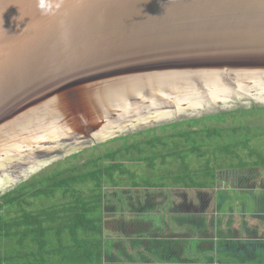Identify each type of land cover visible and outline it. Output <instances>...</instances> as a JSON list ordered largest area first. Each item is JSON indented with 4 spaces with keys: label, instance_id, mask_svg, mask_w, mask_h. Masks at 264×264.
I'll use <instances>...</instances> for the list:
<instances>
[{
    "label": "water",
    "instance_id": "obj_1",
    "mask_svg": "<svg viewBox=\"0 0 264 264\" xmlns=\"http://www.w3.org/2000/svg\"><path fill=\"white\" fill-rule=\"evenodd\" d=\"M263 84L264 0H0L3 166L83 133L73 153L97 145L135 102L155 116L208 85L238 100Z\"/></svg>",
    "mask_w": 264,
    "mask_h": 264
},
{
    "label": "trees",
    "instance_id": "obj_2",
    "mask_svg": "<svg viewBox=\"0 0 264 264\" xmlns=\"http://www.w3.org/2000/svg\"><path fill=\"white\" fill-rule=\"evenodd\" d=\"M258 108L225 109L203 114L202 117L192 116L177 122L170 120L141 132L125 134L111 142L125 141L121 149L126 152V160L130 163L117 162L121 150L109 148L104 155L78 165L73 160L86 152L79 151L64 160V165H72L69 170H63L60 163L44 177L34 176L26 182L24 179V182L18 181L21 183L13 188H2L0 264H4L5 259L7 262L15 259L20 264H103L105 257L109 263L112 262L110 260H117V255L112 256L113 248L110 250L103 240L106 189L118 193L167 188L196 191L203 202L204 195H208L204 192L218 189L223 174L227 172H237L238 179L239 170L253 179L254 175L261 174L260 170L264 175V151L260 152L255 144L264 139L259 138L253 129L249 128L243 135L239 133L244 130L240 126L224 128L207 124L211 121L226 124L228 118L241 123L243 117L263 115L264 104H259ZM106 144H97L90 149L97 151ZM248 148L249 152L243 155ZM256 155L259 160L255 159ZM243 156L249 161H244ZM159 159L162 163L158 162ZM171 163H176L175 170L169 167ZM81 165L83 168L91 167L81 172ZM131 165H144L155 172H159L161 166L165 171L162 177L164 183L140 181ZM48 199L58 204L45 208L44 203ZM262 199L264 208V189ZM133 206L134 202L130 208ZM37 207L40 209L36 210ZM205 214L204 209L191 216L197 223L196 230L201 239H216L212 242L219 243L220 247L238 243L237 232L230 228L233 225L230 218ZM246 220H243L244 225ZM261 220L264 221V215ZM257 252L264 254V250ZM212 261L216 258L213 257Z\"/></svg>",
    "mask_w": 264,
    "mask_h": 264
},
{
    "label": "rangeland",
    "instance_id": "obj_3",
    "mask_svg": "<svg viewBox=\"0 0 264 264\" xmlns=\"http://www.w3.org/2000/svg\"><path fill=\"white\" fill-rule=\"evenodd\" d=\"M235 102L233 103H228V105H226L225 109H244V107H249L251 108H258L259 104H264V101H257L253 95V93H249L248 95L245 96L244 99H238V100H234ZM216 104V103H215ZM222 107H218L216 106L215 108H210L203 110V112L201 111L200 113H183V114H178V115H174L171 116L169 118H162V120H160L159 118L153 119L154 117H152L153 115H149L150 118H143V120H139V122H135L133 126L125 128L126 125H117L116 127L113 125L112 127L115 128V132L111 133L109 132L110 130H103L101 131V134H93V132L91 133V135L93 134L94 137V143L97 142L98 145L102 144V143H107L106 146H101L99 147V149L97 151H94L92 149H90L91 147L94 146H86V148H84L83 150H81L80 152L86 151L83 154H81L77 160H73L74 163H77L78 165L80 164H84V163H88L90 162L92 159H96L95 156L98 155H104L107 152V149H113V150H118L120 149L121 152L118 154L117 157V162H125V163H130L128 162L126 159V152L124 151L123 148V144L125 141L123 140H117L115 142H111L112 140L118 139V137L123 136V135H128V134H132V133H136V132H141L142 130H146L147 128H151L152 126L158 125V124H165L167 121H179L181 119H187V118H192V116H201L203 114L206 113H213L216 111H221V110H225ZM246 109V108H245ZM172 110V109H171ZM174 111V110H173ZM237 111V110H236ZM248 117V118H247ZM247 117H243L242 120L245 122L243 123V121H241V123H235L233 121L232 118H228V121L226 124H218L215 123L214 121L208 122V125H211L213 127L217 126V127H224V128H228V127H241L242 129H244L243 131H240V134H245V131H249L250 129H253L255 132V134L261 138L264 139V114L262 115H258V114H252L250 116ZM158 119V120H157ZM127 124V123H126ZM240 124V125H239ZM246 124V125H245ZM200 125V123H199ZM119 127H123V129H119ZM200 126H197V128H199ZM196 128V127H195ZM201 129V127L199 128ZM87 132V131H85ZM172 133V131L170 132ZM106 134L105 137H102L101 139H98L100 136ZM116 134V135H114ZM114 135V136H113ZM205 135V134H203ZM113 136V137H112ZM83 137L81 140H79L78 138ZM81 137H77L75 139H69L68 140H64L65 143H60V145L56 144V146L52 149H48L43 153H40V155L35 156V159H26L24 161H21L18 165L15 164L9 171L6 177H0V186L3 188L8 187L9 184H13L10 185L11 188H13L12 186H17L19 185L21 182H18L19 179H21L24 175H27V172H29V174L27 176L24 177V181H28L30 179H32V177L37 176V177H44L46 174L51 173L53 171L54 168L57 167V165H60V163H62V169H71L72 165L68 164V165H64V160L67 157H71L75 154H78V152L73 153L76 148L74 145L79 144V143H83L84 140H91L90 139V134L86 135L85 133H83L81 135ZM109 140H104L103 138H107ZM170 137V136H169ZM171 138V137H170ZM81 141V142H80ZM257 142V141H256ZM85 145L87 144H91L93 145L91 141L89 142H84ZM256 146L259 148V151L261 152V150L264 151V141L261 140V142L259 143H255ZM263 144V145H262ZM261 147V148H260ZM213 148V147H212ZM263 148V149H262ZM248 148L247 150L243 151V155L246 154L247 152H249ZM145 153V152H143ZM93 154H95L94 156H92ZM247 157H250L249 155H245ZM244 161H249V159H247L246 157L243 156ZM256 160H259L258 155L255 156ZM169 160H173L172 158H169ZM167 160V162L169 161ZM116 162V161H115ZM158 162H161V159L158 160ZM162 163V162H161ZM22 165V166H21ZM64 165V166H63ZM15 166H17V168H15ZM91 167V165L89 167L83 168L82 165L80 166V171H87L89 170V168ZM132 170H135L134 172L137 173L138 175V179L142 182L145 181H149V182H153V183H164L162 181V177H164V169L161 168V166H159V172H155V171H150L149 169L145 168L144 165H142L141 167H139V165H131ZM169 167L171 169L175 170L176 167V163H171V165H169ZM161 172V173H160ZM239 179L236 178V175H238L237 172H227L225 174H223V181L221 183V185H219L218 190L215 191H205V194L208 195H204L203 197V202H200V197L198 196V193L196 191H181V196H184V199H181L180 202V197L178 196L175 199H170V202L168 203V209L165 211L162 210V208H158L157 210L160 211L159 215L164 219V223L161 224V227L166 228L168 227V225H170L171 227L174 228V220L171 218H174L175 220L178 219L176 216H180V218L182 217V213H184V207L181 208V205L183 204V201H187V203L193 204V208L199 211H204L206 212V216L209 217H218L221 216V211L222 206L225 202H227L229 199H231L230 201L233 203V205L229 206L228 209L226 210L224 216L230 218V220L234 223V227L237 229L239 228L241 225H243V220L247 219L245 223H252V224H248L250 227H255L254 229L251 228L249 229L250 232H248L247 234H249L248 238H246V240L248 241L247 243H245V249L247 251L250 252V259H245V262H252L253 264H264V254L262 253H258L257 250H264V221L260 219V217L258 216H254L253 214H249L250 208L249 205L252 208V200H253V196H254V189L253 186L255 184H257L256 187H259V189H263L264 188V175L263 172L260 170V176L256 177V178H251L249 176H247L245 174V171H241L239 170ZM249 173V172H248ZM1 174V172H0ZM15 174V175H14ZM242 174V175H241ZM262 175V177H261ZM3 176V175H0ZM161 180V181H160ZM4 181V182H3ZM22 180V182H24ZM256 182V183H255ZM170 183V181H169ZM255 183V184H254ZM15 184V185H14ZM223 191V192H222ZM106 197H105V204H106V217L109 218L110 220L108 221V223L106 224L107 228L111 229L114 232V235L116 237H119L118 242L115 243V247L114 244H112V248H113V254L112 255H117V257H115L117 259V263L115 264H145L144 261L142 262H138L137 260L143 259L145 258V260H155L158 259L159 260H163V262L168 261V260H172V256H174L173 252L171 249L167 248V253H166V247H162V245L160 244V242H158L155 247H151V244L145 243L143 244L141 241H137V236L136 235H140L143 231H140L139 233H136L133 230V233H130L129 228L133 227L132 224H136V226L138 225H142V223H145V214H137V215H133L134 211L130 209L129 205H125L123 203V201L121 200V196H118L120 194H118L117 196L114 193V190H108L106 189ZM219 192H221V194H218ZM161 193H166V197H168L167 195H169L168 193L171 194L170 191L168 192H161ZM132 197V196H130ZM129 197V198H130ZM128 200V199H125ZM129 202V201H128ZM131 202H134V200L132 199ZM145 203V200L143 201ZM159 202L161 203L162 200H159ZM165 203V200H164ZM45 208H51L54 205H57L58 202L54 201V200H47L45 201ZM181 204V205H180ZM263 201H261V203H259V207L260 209L257 212V214L255 215H259V214H264V208L262 206ZM179 205H180V210L182 211V213H179ZM247 205V206H245ZM42 206V205H41ZM243 206L245 207V210L248 212L249 215L244 216L243 214ZM118 207V208H117ZM134 207V206H133ZM132 207V208H133ZM173 207L175 208L176 212H172L171 209H173ZM40 207H37L36 210H39ZM201 209V210H200ZM120 211H122V214H120ZM254 212V211H253ZM163 213H166L165 215ZM174 214L176 216L171 217V215ZM254 217L256 219H254ZM173 220V221H172ZM222 220H224L222 218ZM230 222V221H229ZM113 223V224H112ZM119 224L121 225V227L119 228ZM246 224V225H247ZM263 225V226H262ZM145 225H143L144 227ZM247 226V227H249ZM246 227V226H245ZM246 227V228H247ZM181 232L184 230L182 227L180 228ZM263 230V231H262ZM129 231V232H128ZM256 238L253 236L252 233L258 234ZM175 232H177V230H175ZM171 233V232H170ZM144 235V234H143ZM107 237L110 236V234L108 233L106 235ZM131 238V239H130ZM139 239V238H138ZM184 239V238H183ZM130 240L132 242H130ZM209 240V239H208ZM216 240V239H212ZM106 243V241H105ZM184 240H182L181 242V248H180V257L182 258H178L177 263L176 264H188L189 260L192 259L194 260V258H192L194 255L192 254V257L188 260H186L187 255H185L183 253L182 250V246H183ZM167 243H165L166 245ZM143 246V247H142ZM153 246V245H152ZM109 247V246H108ZM142 247V248H141ZM161 247V249L159 248ZM244 247V246H243ZM111 248V247H109ZM249 248V249H248ZM224 249L227 250V252H233L234 248H232L231 246H224ZM251 249V250H250ZM162 250H164V253H162ZM259 257V258H258ZM108 258H105V263L103 262V264H109L108 262ZM260 261V262H259ZM162 262V263H163ZM192 262V261H191ZM147 263H151V262H147ZM161 264V263H160Z\"/></svg>",
    "mask_w": 264,
    "mask_h": 264
},
{
    "label": "crops",
    "instance_id": "obj_4",
    "mask_svg": "<svg viewBox=\"0 0 264 264\" xmlns=\"http://www.w3.org/2000/svg\"><path fill=\"white\" fill-rule=\"evenodd\" d=\"M260 176V175H258ZM255 176L254 177H258ZM255 180V179H254ZM256 183V182H255ZM254 183V184H255ZM257 184H255L253 186L254 189V196L252 197V208L249 205L250 211L249 214H253L254 216H258L261 219V216L264 214H259V215H255L257 214L256 211H258L260 209L259 207V203L261 201H263L262 199V192L263 189H259V187H256ZM218 190V189H216ZM168 192L170 191V193H168L169 195H167L168 197H166V193H161V192ZM115 195L117 196H121V200L123 201V203L125 205H129L132 203V199L134 200V207L130 208L131 210L134 211L133 215H137V214H145V223H142V225H138L136 226V224H132L133 227L129 228L130 233H133V230L136 233H139L140 231H143L140 235H136L137 241H141L143 244L145 243H150L151 247H155V245L160 242V244L162 245V247H166V251L167 248L171 249L174 256H172V260H168L163 262V260H159L155 259V260H145V258L143 259H138V262H142L144 261L145 264H176L178 258H182L180 257V248H181V242L182 240H184L183 246H182V250L183 253L185 255H187L186 260L190 259L192 257V254L194 255L192 258H194V260L190 259L188 264H253L251 261L250 262H245V259L250 257V252L247 251L245 249V243H247L248 241L246 240V238H248L249 234H247L249 231V229L251 228H255V227H250L249 225L252 223H248L249 227H245L246 225H241L239 228H235L234 227V223L232 226H230V228H232L233 230H235L237 232V241L238 243H234L232 245H228L231 246L232 248H234L233 252L229 253L227 252L226 249H224V247H220L219 243H213L212 240H203L200 238V236L197 234V223L195 221V219L191 218V216H195L196 213L199 212V210H196L193 208V204L187 203V201H183V204L181 205V208L184 207V213H182V211L180 210V205H179V213H182V217L180 218V216H176L174 214L171 215V217L176 216L178 219H174V228L171 227L170 225H168V227L163 228L161 227V224L164 223L162 221H164V219L159 215V212L157 209L158 208H162L163 211L166 212V210L168 209V203L170 202V199H175L178 196L180 197V202L181 199H184V196H181V190H176V189H171V188H167V189H162V190H141V191H134L132 193H118L117 191H114ZM132 196V197H130ZM130 197V198H129ZM128 199V200H125ZM232 199V198H231ZM231 199H229L227 202H225V204H223L222 206V214L221 216H224L226 210L228 209V207L231 205H233V203L230 201ZM145 200V203L143 202ZM159 200H162V202L160 203ZM165 200V203H164ZM129 201V202H128ZM201 202V201H200ZM247 206V205H245ZM118 208V207H117ZM172 212H176L175 208L173 207V209H171ZM254 211V212H253ZM120 214H122V211H120ZM164 215L166 213H163ZM243 214L244 216L249 215L248 212L245 210V207L243 206ZM254 219H256L254 217ZM110 219L106 217V211L104 213V244L105 246H109L112 248V244H114V247L116 246L115 243L118 242L119 237H116L114 235L115 230L112 231V228L109 229L107 228L106 224L108 223ZM172 220V221H173ZM113 224V223H112ZM143 225H145L143 227ZM263 226V225H262ZM121 227V225L119 224V228ZM183 228L184 230L181 232L180 228ZM175 230H177V232H175ZM128 231V232H129ZM263 231V230H262ZM171 232V233H170ZM110 234V236H106L107 234ZM259 231L258 234L252 233L253 236L256 238V236H259ZM134 234V233H133ZM144 234V235H143ZM184 238V239H183ZM131 239V238H130ZM106 241V243H105ZM130 242H132L130 240ZM245 242V243H244ZM165 243H167L165 245ZM153 245V246H152ZM244 246V247H243ZM143 247V246H142ZM141 247V248H142ZM111 248H109L111 250ZM161 249V247H159ZM221 248V249H219ZM215 249V252H213ZM249 249V248H248ZM210 250H212V252H210ZM251 250V249H250ZM208 252V253H207ZM110 253V251H109ZM106 253V256H110V254ZM114 253V252H113ZM162 253H164V250H162ZM212 255V256H211ZM221 255H222V259H221ZM112 256H116L115 254ZM111 256V257H112ZM190 257V258H189ZM216 258V261H212V259ZM106 258V257H105ZM217 258H219V261L217 260ZM259 258V257H258ZM5 259V258H4ZM221 259V261H220ZM14 261L12 262H7V260H4V264H20L19 262H16L15 259H13ZM112 261L109 264H115L118 261L113 259L110 260ZM192 261V262H191ZM147 262H151V263H147ZM163 262V263H162ZM260 262V261H259ZM105 263V261H104ZM37 264V263H35Z\"/></svg>",
    "mask_w": 264,
    "mask_h": 264
},
{
    "label": "bare ground",
    "instance_id": "obj_5",
    "mask_svg": "<svg viewBox=\"0 0 264 264\" xmlns=\"http://www.w3.org/2000/svg\"><path fill=\"white\" fill-rule=\"evenodd\" d=\"M260 86L264 87V84L263 85H259V87ZM208 87H210L209 91L207 92V94L206 93L201 94V95H203L202 97H200V96L197 97L195 94L188 95L190 97H187V96L183 97V99L181 101L182 103H179L181 98H177L178 99V103H175L176 104V109L173 108L171 110L169 107L168 108L159 109L157 113H154L156 118H160V117L168 118L169 116H173L174 113L176 114L175 111H178L179 114H183V113L189 114V113H192V112L200 113L201 111L203 112V110H205V109L209 110L210 108H215L216 106H218L219 108L222 107V108L225 109L226 108L225 106L228 105V103L235 102L234 101L235 99H231V100H228V99L233 98V96L235 95L234 92L236 90H233V89L232 90L231 89L230 90H225V89H222L221 86L212 87V85H208ZM212 88H214V89H212ZM254 88L255 87H246L245 86V87L240 88L241 91L240 90L239 91L240 92H244V94H248L249 92L250 93L252 92L254 97H255V99L257 101L258 100L259 101H264V88L259 89L257 91L254 90ZM184 93L185 92H183V94ZM193 96H196V97H193ZM137 99H140V97L137 98ZM132 105L140 106L139 110L134 113L135 114V118L139 117L138 118L139 120L140 119L143 120V118H147V117L150 118L149 117V113L148 114L146 113L145 106H143L141 104H137V102L133 103ZM155 116H152V117H154L153 119H155ZM138 119L135 120L136 123L138 122ZM126 123H129V122L126 121ZM1 160H0V172H1L0 175H3V176H0V177H6L7 175H10L8 173L10 172L9 170L12 167H11V165L3 166L4 162H1ZM15 168H17V166H15ZM24 173H23V175H25ZM0 180H1V178H0ZM2 188L3 187L0 186V190Z\"/></svg>",
    "mask_w": 264,
    "mask_h": 264
},
{
    "label": "clouds",
    "instance_id": "obj_6",
    "mask_svg": "<svg viewBox=\"0 0 264 264\" xmlns=\"http://www.w3.org/2000/svg\"><path fill=\"white\" fill-rule=\"evenodd\" d=\"M40 6L43 7V4H41Z\"/></svg>",
    "mask_w": 264,
    "mask_h": 264
}]
</instances>
